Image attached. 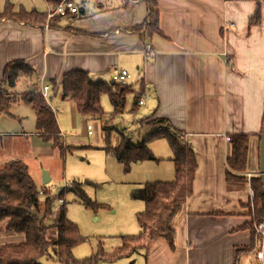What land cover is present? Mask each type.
<instances>
[{
	"label": "crops",
	"instance_id": "0c3cea01",
	"mask_svg": "<svg viewBox=\"0 0 264 264\" xmlns=\"http://www.w3.org/2000/svg\"><path fill=\"white\" fill-rule=\"evenodd\" d=\"M71 1L90 8L78 7L77 12L49 18L60 0H32L30 10L19 0V10L47 13L46 25L0 21V76L13 61L23 60L33 67L32 76L18 80L16 98L31 105L35 116L34 132L2 133L0 143L5 136L23 134L34 143L44 142L36 129L33 104L26 100L28 94L40 93L42 83L50 85L49 105L56 119L68 106L75 118H83L87 131L89 120L63 96L64 74L82 69L93 80L109 77L103 81L112 82L119 70H137L135 91L143 86L140 105L150 98L145 117L149 121L165 118L173 131L182 134L196 153L198 167L193 193L171 223L175 248L156 238L136 253L138 258L122 257L111 263L240 264L248 253H240L236 260L235 248L252 243L250 229L243 227L251 221L247 214L250 189L249 183L226 186V160L231 154L226 137L252 135L247 175H257L258 135L264 119V0H156L161 32L143 40L133 28L144 23L145 2L131 0L124 6L125 0ZM258 5L260 22L249 27ZM9 114L15 117L10 110ZM171 157H166L173 165L168 166L165 181L175 178ZM6 161L1 160L0 166ZM3 225L0 242L23 238L7 231L5 223L0 232ZM258 245L256 236L252 252Z\"/></svg>",
	"mask_w": 264,
	"mask_h": 264
},
{
	"label": "trees",
	"instance_id": "16d2710c",
	"mask_svg": "<svg viewBox=\"0 0 264 264\" xmlns=\"http://www.w3.org/2000/svg\"><path fill=\"white\" fill-rule=\"evenodd\" d=\"M124 6L131 0H125ZM147 5V15L142 25L133 28V31L143 40L144 37L160 33L159 11L156 0H138ZM13 20L33 27L43 28L47 23V13L35 10L27 11L21 8L13 10L8 3L0 12V21ZM54 20L50 22L53 26ZM260 22V7L249 20V27ZM34 69L26 61L17 60L6 65L4 78L0 80V115L9 114L12 104L17 102L8 88L14 87L18 80L32 76ZM63 96L71 99L78 113L91 119L106 112L101 104L102 95H107L113 110L107 115L103 123L104 139L110 151L118 162L126 168L133 162L145 160H158L147 140L165 139L172 151L170 158L174 163L175 178L172 181H147L134 190L133 196L144 201V210L137 215L140 232L134 236H125L124 240L137 239L146 249L147 244L156 238H164L170 247L175 248L174 231L171 223L174 217L182 210L184 203L193 193V184L198 167L195 151L188 145L182 134L172 130L165 118H155L151 121L159 128L151 132L149 139L138 143L132 141L130 134L119 135V141L111 146L114 124L118 117L125 112L126 95L132 92L126 84L93 80L88 71L74 69L64 74L61 82ZM143 87V86H142ZM133 91L134 99L130 109L137 110L140 105L143 88ZM32 102L36 112V129L42 141L51 143L54 148L62 152V135L55 114L48 103L37 93L28 94L26 100ZM155 113L151 114L153 117ZM262 132V131H261ZM261 132L258 135L259 144ZM231 154L226 160V181L232 185H246L250 183L254 192L253 204H248L247 214L251 221L243 227L249 228L252 234V243L249 246L236 247L235 255L249 253L255 249L256 236L261 246L262 237L256 235V226L264 223V192L260 177V159L256 169L257 175L248 179L249 150L251 134L230 135ZM78 181L65 185L57 193L48 192L46 185L38 189L33 177L28 171V165L20 158H13L0 166V225L6 224L7 231L21 235L23 238L17 242L0 244V264H43L42 259L57 261L60 264H95L94 255L76 258L73 249L84 239L78 228L66 218V208L62 204L58 220L49 223L52 206L56 199H63L68 192L75 193L86 207H96L80 186H74ZM43 195V197H41ZM55 228V233H49ZM122 249V248H121ZM109 255V262L125 257L127 252ZM237 264V262L235 263Z\"/></svg>",
	"mask_w": 264,
	"mask_h": 264
},
{
	"label": "rangeland",
	"instance_id": "374dc122",
	"mask_svg": "<svg viewBox=\"0 0 264 264\" xmlns=\"http://www.w3.org/2000/svg\"><path fill=\"white\" fill-rule=\"evenodd\" d=\"M21 1L25 9H32V0ZM8 3L13 5L14 11L19 10V0H0V11H3ZM76 3L79 8L86 10L90 8V5L86 3L80 1ZM128 72L131 77L127 84L132 92L127 93L125 112L114 124L111 146L118 143L121 133L130 134L132 141L138 143L145 138L149 139L154 130V124L145 117L149 112L148 99L150 98L146 99L147 103L144 105H138L135 112L130 111L138 73L137 70L129 68ZM95 77V79H109V77ZM3 78L4 75L0 76V80ZM11 91L18 98V83ZM101 104L106 114L87 121L93 127L92 135L87 134L83 118H75L70 107L66 106L63 111L59 112L57 120L64 136H61L62 152L54 148L51 143L41 141L34 143L31 137H26L25 134L18 137L8 135L0 143V161L11 158L22 159L28 165V171L38 189L44 185L42 175L44 171H47L51 177V181L46 184L48 192L57 193L65 185L78 181L79 183H75L74 186L84 188L87 197L97 206L86 207L72 192L61 196L66 208V218L78 228L84 239L82 243L74 247L73 254L79 259L94 255L97 260L95 264H112L107 261L108 256L122 254L123 248L127 252L124 260L138 258L136 253L143 250V244L137 239L128 241L123 239L125 236H134L140 232L137 215L144 210V201L141 198H135L133 192L144 182L168 179L165 177L170 172L168 166L172 163L166 157L172 156V151L165 139L147 140V145L158 160L137 161L126 168L118 162L104 139L103 123L113 110L107 95H102ZM11 106L10 112L15 117L10 114L0 115V134L14 133V131L34 132L35 116L31 105L24 101L20 103L17 101ZM20 120L22 124L19 123ZM226 186L232 188L233 185L226 183ZM61 208L62 204L56 199L52 206V214L48 218L49 223L53 224L58 220ZM3 231L4 225L0 233ZM49 233H55V228ZM18 240L21 238L18 237ZM1 243L4 241L2 240ZM263 249L264 235H262L261 246L260 243L257 246V251L244 255L240 264H263L258 259V251ZM42 263L60 264L45 258L42 259Z\"/></svg>",
	"mask_w": 264,
	"mask_h": 264
},
{
	"label": "built area",
	"instance_id": "2783aa9c",
	"mask_svg": "<svg viewBox=\"0 0 264 264\" xmlns=\"http://www.w3.org/2000/svg\"><path fill=\"white\" fill-rule=\"evenodd\" d=\"M78 7L71 1V0H60V2L55 6V9L53 11H50L48 14V17L50 18L54 14H60V15H66L67 13L77 12ZM131 77L130 73L127 70H119L116 73L113 74L112 80L115 83L118 84H126L128 79ZM49 91H50V85L46 83H42L40 86V95L42 98L49 104ZM140 104L143 103V99L140 100ZM62 135V133H60ZM87 134L92 135L93 134V127L92 125H87ZM227 140L230 142V137H226ZM248 179L250 180L251 173L248 175ZM249 189H250V204H253V198H254V192L253 189L250 186L249 183ZM63 199L59 200V203L63 204ZM256 232L258 236L264 235V223L259 224L256 226ZM264 255V249L261 251H258V259L264 262V259H262V256Z\"/></svg>",
	"mask_w": 264,
	"mask_h": 264
},
{
	"label": "water",
	"instance_id": "95a60500",
	"mask_svg": "<svg viewBox=\"0 0 264 264\" xmlns=\"http://www.w3.org/2000/svg\"><path fill=\"white\" fill-rule=\"evenodd\" d=\"M259 159H260V177H261V183L263 186V192H264V119H263V127H262V132H261V137H260V144H259ZM51 177L49 176L47 171L43 172L42 175V183L44 185L48 184L50 182ZM264 264V262H263Z\"/></svg>",
	"mask_w": 264,
	"mask_h": 264
},
{
	"label": "bare ground",
	"instance_id": "6f19581e",
	"mask_svg": "<svg viewBox=\"0 0 264 264\" xmlns=\"http://www.w3.org/2000/svg\"><path fill=\"white\" fill-rule=\"evenodd\" d=\"M262 259H264V255L262 256Z\"/></svg>",
	"mask_w": 264,
	"mask_h": 264
}]
</instances>
